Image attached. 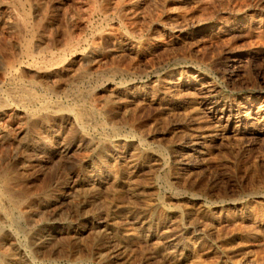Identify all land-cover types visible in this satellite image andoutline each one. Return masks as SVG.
<instances>
[{
  "label": "rangeland",
  "instance_id": "1",
  "mask_svg": "<svg viewBox=\"0 0 264 264\" xmlns=\"http://www.w3.org/2000/svg\"><path fill=\"white\" fill-rule=\"evenodd\" d=\"M25 10L30 55L20 7L0 0V178L27 200L19 213L0 199L15 215L0 218L12 237L0 264H264V117L200 105L264 107V0H26ZM61 65L45 84L34 72Z\"/></svg>",
  "mask_w": 264,
  "mask_h": 264
},
{
  "label": "bare ground",
  "instance_id": "2",
  "mask_svg": "<svg viewBox=\"0 0 264 264\" xmlns=\"http://www.w3.org/2000/svg\"><path fill=\"white\" fill-rule=\"evenodd\" d=\"M98 1V0H97ZM100 1V0H99ZM117 1V0H116ZM138 1V0H137ZM13 2L15 3V4H17L18 5V7H20V9H21V12H22V14H21V18H20V20H17L18 21V24L21 26V28H22V31L24 32V35H23V50H24V52L23 53H25L26 55H30L31 53L29 52V50H30V48H31V45H32V43H33V37H34V35H33V32H32V30L29 28V14L26 12V10H25V3H26V0H13ZM109 2V1H108ZM132 2V1H131ZM127 3V2H126ZM40 5V4H39ZM102 6V5H101ZM117 6V5H116ZM131 6V5H130ZM134 6V5H133ZM16 7V6H15ZM128 7H129V5H128ZM27 8V7H26ZM92 8V7H91ZM139 8V7H138ZM18 9V8H17ZM43 9V8H42ZM131 9V8H130ZM135 9V8H134ZM133 9V10H134ZM46 10V9H45ZM12 11V10H11ZM136 11V10H135ZM139 11V10H138ZM6 12V11H5ZM44 12V11H43ZM88 12V11H87ZM107 12H109V11H107ZM111 12V11H110ZM125 12V11H124ZM104 13V12H103ZM113 13V12H112ZM126 13V12H125ZM139 13V12H138ZM127 14V13H126ZM131 14V13H130ZM36 15V14H35ZM250 15V14H249ZM82 16V15H81ZM80 16V17H81ZM78 17V16H77ZM119 17V16H118ZM143 17V16H142ZM180 17V16H179ZM38 18H40V16L38 17ZM37 18V19H38ZM110 18V17H109ZM125 18H126V16H125ZM130 18V17H129ZM137 18V17H136ZM1 19V18H0ZM9 19V18H8ZM13 19V18H12ZM36 19V18H35ZM36 19V20H37ZM106 19V18H105ZM119 19V18H118ZM7 20V19H6ZM35 20V21H36ZM151 20V19H150ZM12 21V20H11ZM14 21H15V19H14ZM34 21V20H33ZM101 21V20H100ZM153 21V20H152ZM170 21V20H169ZM173 21V20H172ZM182 21V20H181ZM199 21V20H198ZM16 22V21H15ZM102 22V21H101ZM123 22V21H122ZM125 22V21H124ZM184 22V21H183ZM118 24H120V23H118ZM130 24V23H129ZM129 24H127V25H129ZM165 24V23H164ZM183 24V23H182ZM134 25V24H133ZM175 25V24H174ZM256 25V24H255ZM132 26V25H131ZM187 26V25H186ZM171 27V26H170ZM17 28V27H16ZM20 28V27H19ZM121 28V27H120ZM48 29V28H47ZM137 29V28H136ZM65 30V29H64ZM68 30H70V29H68ZM67 30V31H68ZM208 29L207 28H201L200 29V31L201 32H206ZM1 31V30H0ZM119 31V30H118ZM133 31V30H132ZM131 31V32H132ZM221 31V30H220ZM64 32V31H63ZM69 32V31H68ZM108 32V31H107ZM65 33V32H64ZM70 33V32H69ZM126 33V32H125ZM41 34V33H40ZM132 34H133V32H132ZM259 34V33H258ZM94 35V34H93ZM19 36V35H18ZM20 37V36H19ZM65 37V36H64ZM221 37V36H220ZM197 39V38H196ZM50 40V39H49ZM67 40V39H66ZM73 40H75V39H73ZM52 41V40H51ZM85 41V40H84ZM83 41V42H84ZM55 42V41H54ZM44 43H46V42H44ZM93 43V42H92ZM16 45V44H15ZM91 45V44H90ZM47 46V45H46ZM45 46V47H46ZM70 46V45H69ZM73 46V45H72ZM96 46V45H95ZM102 46V45H101ZM104 46V45H103ZM48 47V46H47ZM75 47V46H74ZM146 47V46H145ZM166 47V46H165ZM43 48V47H42ZM41 48V49H42ZM51 48V47H50ZM66 48H67V46H66ZM89 48V47H88ZM117 48V47H116ZM46 49V48H45ZM73 49V48H72ZM115 49V48H114ZM10 50V49H9ZM13 50V49H12ZM58 50V49H57ZM69 50H71V49H69ZM117 50V49H116ZM41 51V50H40ZM43 51V50H42ZM66 52V51H65ZM22 53V52H21ZM30 53V54H29ZM33 53V52H32ZM42 53V52H41ZM78 53V52H77ZM119 53V52H118ZM72 54V53H71ZM7 56V55H6ZM120 56V54L118 55V57ZM122 56V55H121ZM120 56V57H121ZM9 57V56H8ZM7 57V58H8ZM52 57V56H51ZM55 57V56H54ZM80 57V56H79ZM24 58V57H23ZM26 58V57H25ZM29 58L31 59L32 57H30L29 56ZM60 58V57H59ZM62 58V57H61ZM93 58V57H92ZM91 58V59H92ZM64 59V58H63ZM67 59V58H66ZM70 59V58H69ZM82 59H84V62L87 64V65H89V57H82ZM32 60V59H31ZM105 60V59H104ZM233 60V59H232ZM30 61V60H29ZM62 61V60H61ZM102 61V60H101ZM36 62V61H35ZM54 62V61H53ZM92 62V61H91ZM55 63V62H54ZM53 63V64H54ZM58 63V62H57ZM38 64V63H37ZM46 64V63H45ZM52 64V63H51ZM60 64V63H59ZM94 64V63H93ZM98 64V63H97ZM104 64V63H103ZM102 64V65H103ZM24 65V64H23ZM25 65H27V64H25ZM47 65V64H46ZM66 65V64H65ZM28 66V65H27ZM100 66V65H99ZM52 67V66H51ZM80 67H82V66H80ZM117 68V67H116ZM75 69V68H74ZM102 69H103V67H102ZM107 69V68H106ZM63 70H64V66L63 65H61V66H56L55 68H41V67H34V72H35V74H36V76L38 75L41 79H39V80H43L44 81V83L43 84H45V83H48V82H52V80L53 79H55L57 76H59V75H61L62 73H63ZM87 70V69H86ZM9 71V70H8ZM69 71V70H68ZM73 71V70H72ZM101 71V70H100ZM115 71V70H114ZM121 71V70H120ZM75 72V71H74ZM105 73V72H104ZM10 74V73H9ZM84 75V74H83ZM30 76V75H29ZM88 76V75H87ZM115 76V75H114ZM82 77V76H81ZM80 77V78H81ZM21 78V77H20ZM77 78H78V76H77ZM86 78V77H85ZM16 80V79H15ZM23 80V79H22ZM26 80V79H25ZM56 80V79H55ZM54 80V81H55ZM61 80V79H60ZM67 80V79H66ZM36 81V80H35ZM59 82V81H58ZM13 83V82H12ZM81 83V82H80ZM168 83V82H167ZM25 84V83H24ZM52 84V83H51ZM67 84V83H66ZM33 85V84H32ZM31 85V86H32ZM47 85V84H46ZM60 85V84H59ZM73 85V84H72ZM21 86V85H20ZM38 86V85H37ZM48 86H49V84H48ZM28 87V86H27ZM30 87V86H29ZM46 87V86H45ZM44 86H42V84L41 85H39V88L41 89V91L43 92V93H46V92H48L47 91V88H45ZM204 87V86H203ZM25 88V87H24ZM33 88V87H32ZM32 88H28V89H22V90H20L18 93H19V96L21 97H23V98H25V99H27V101H31L32 102V100H35V95H34V93H33V91H32ZM202 88V87H201ZM20 89V88H19ZM52 89V88H51ZM58 89V88H57ZM62 89V88H61ZM109 90V89H108ZM132 90V89H131ZM163 90V89H162ZM176 90V89H175ZM55 91V90H54ZM60 91V90H59ZM58 91V92H59ZM180 91V90H179ZM207 91V90H206ZM61 92V91H60ZM151 92V91H150ZM204 92V91H203ZM51 93V92H50ZM66 93V92H65ZM169 93V92H168ZM36 94V93H35ZM58 94V93H57ZM148 94V93H147ZM189 94V93H188ZM37 95H38V93H37ZM45 95V94H44ZM168 95V94H167ZM180 95V94H179ZM190 95V94H189ZM40 96H42V95H40ZM39 96V97H40ZM47 96V95H46ZM63 96V95H62ZM102 96V95H101ZM132 96V95H131ZM175 96H177V95H175ZM191 96H193V94L191 95ZM202 96V95H201ZM205 96V95H204ZM12 97V96H11ZM38 97V98H39ZM43 97V96H42ZM92 97V96H91ZM95 97V96H94ZM110 97V96H109ZM178 97V96H177ZM190 97V96H189ZM37 98V99H38ZM79 98V97H78ZM115 98V97H114ZM150 98V97H149ZM107 99V98H106ZM119 99V98H118ZM177 99H179V98H177ZM40 100H42V98L40 99ZM47 100V99H46ZM91 100V99H90ZM104 100V99H103ZM102 100V101H103ZM197 100V99H196ZM142 101V100H141ZM22 102V101H21ZM31 102H29V103H31ZM42 102V101H41ZM113 102V101H112ZM126 102H127V100H126ZM130 102V101H129ZM140 102V101H139ZM139 102H138V104H139ZM189 102V101H188ZM198 102V101H197ZM89 103H91V102H89ZM28 104V103H27ZM102 104V103H101ZM108 104V103H107ZM115 104V103H114ZM18 105V104H17ZM41 104H39V106H40ZM47 105H48V103H47ZM47 105H42V109H46V106ZM59 105V104H58ZM117 105V104H116ZM123 105V104H122ZM191 105V104H190ZM200 105L202 106V107H204V110L206 111V113L208 114V115H210V116H215V115H217L218 113L219 114H221L220 116H223L225 113L227 114V113H232L233 111L232 110H235L234 112H236V115H237V118L241 115V114H243L244 112H247L248 114H250V115H254V116H259L260 114L264 117V107H262V106H260V105H258V106H255V104L254 103H245L244 105H229V104H227V103H216V102H209V100H207L206 98H203V100H202V102L200 103ZM25 106L27 107L28 105H26L25 104ZM49 106V105H48ZM47 106V107H48ZM93 106V105H92ZM95 106V105H94ZM93 106V107H94ZM109 106V105H108ZM118 106V105H117ZM197 106V105H196ZM25 107V108H26ZM29 107V106H28ZM50 107V106H49ZM52 107V106H51ZM80 107V106H79ZM17 108V107H16ZM40 107H39V109L42 111V109H41ZM58 108H61V107H58ZM57 108V109H58ZM88 108V107H87ZM38 109V107H37V110L36 111H38L39 110ZM104 110H105V108H103ZM193 109H195V108H193ZM27 110V109H26ZM25 110V111H26ZM30 110V109H29ZM39 110V111H40ZM47 110V109H46ZM61 110V109H60ZM63 110V109H62ZM75 110H77V109H75ZM79 110V109H78ZM77 110V111H78ZM87 110V109H86ZM252 110H256L255 112H253ZM65 111H67L66 109H65ZM69 112H71V113H73L74 114V116H76V121L78 122V121H80L81 120V117H82V115H84L85 114V112L84 113H82L83 111H78V112H75L73 109H69L68 110ZM120 111V110H119ZM191 111V110H190ZM197 111V110H196ZM27 112V111H26ZM42 112H44V111H42ZM88 112V111H87ZM7 113V110H2V109H0V115H4L5 116V114ZM29 113V112H28ZM38 113V112H37ZM40 113V112H39ZM45 113V112H44ZM92 113V112H91ZM195 113V112H194ZM197 113V112H196ZM199 113V112H198ZM48 114V113H47ZM233 114V113H232ZM8 115V114H7ZM86 115V114H85ZM104 115V114H103ZM239 115V116H238ZM246 115V114H245ZM20 116V115H19ZM29 116H31V115H29ZM33 116H34V112H33ZM71 116V115H70ZM88 115H86V117H87ZM203 116V115H202ZM116 117V116H115ZM242 117V116H241ZM38 118V117H37ZM73 118V117H72ZM222 117H220V119H221ZM1 119V118H0ZM36 119V118H35ZM39 119H41V118H39ZM84 119V118H83ZM25 120V119H24ZM43 120V119H42ZM29 121V120H28ZM84 121V120H83ZM235 121V120H234ZM17 122V121H16ZM82 122V121H81ZM100 122V121H99ZM115 122V121H114ZM195 122H197V121H195ZM3 123V122H2ZM54 123V122H53ZM69 124V123H68ZM3 125V124H2ZM17 126V125H16ZM69 126V125H68ZM207 126V125H206ZM51 127V126H50ZM214 129V128H213ZM116 130V129H115ZM118 130V129H117ZM134 131V130H133ZM11 132H12V129H11ZM80 132H81V130H80ZM11 134H13V133H11ZM33 134V133H32ZM76 134V133H75ZM83 134V133H82ZM90 134V133H89ZM16 135V134H15ZM103 135V134H102ZM66 136V135H65ZM64 136V137H65ZM197 136V135H196ZM200 136H202V135H200ZM12 137V136H11ZM205 137V136H204ZM203 137V138H204ZM207 138V137H206ZM65 139V138H64ZM72 140V139H71ZM98 142V141H97ZM207 143V142H206ZM3 144V143H2ZM8 144V143H7ZM88 144V140H78V142H77V144L76 145H78V146H81V145H87ZM140 145V144H139ZM200 144L199 143H197V141H195L194 142V146H199ZM203 145V144H202ZM7 147V146H6ZM10 147V146H9ZM86 147V146H85ZM206 148V147H205ZM10 149V148H9ZM132 149V148H131ZM12 151V150H11ZM13 151H14V149H13ZM32 151H34V150H32ZM66 151V150H65ZM64 151V152H65ZM146 151H147V149H146ZM199 151V150H198ZM209 151V150H208ZM17 152V151H16ZM15 153V152H14ZM24 153V152H23ZM130 154V153H129ZM201 154V153H200ZM138 155V154H137ZM142 155V154H141ZM117 156V155H116ZM35 157V156H34ZM59 157V156H58ZM133 157V156H132ZM142 157V156H141ZM126 158H128V157H126ZM136 158V157H135ZM66 159V158H65ZM130 159V158H129ZM128 159V160H129ZM124 160V159H123ZM51 161V160H50ZM126 161V160H125ZM189 162V161H188ZM200 162V161H199ZM53 163V162H52ZM123 163V162H122ZM125 163V162H124ZM127 163V162H126ZM55 164V163H54ZM113 165V164H112ZM24 166V165H23ZM33 166V165H32ZM129 166V165H128ZM27 168V167H26ZM116 168V167H115ZM184 168V167H183ZM187 168V167H186ZM41 169V168H40ZM43 169V168H42ZM51 169V168H50ZM112 169V168H111ZM17 173V172H16ZM51 173V172H50ZM59 173V172H58ZM1 174V173H0ZM52 175V174H51ZM7 178V177H6ZM5 177H2V178H0V199H1V197H3L6 201H7V203L9 204V206H10V208L11 209H15V210H19L18 212L20 213H23V210L21 209V208H23L24 207V205L26 204L25 203V200H23V198H21V197H23V196H21V194H20V196L21 197H19V195H18V193L16 194L14 191H12V189H11V186H10V188H9V183H8V180L6 179ZM18 184V183H17ZM168 184V183H167ZM166 184V185H167ZM111 185V184H110ZM169 185V184H168ZM93 187V186H92ZM97 187V186H96ZM107 187V186H106ZM17 188V187H16ZM104 188V187H103ZM102 188V189H103ZM15 189V188H14ZM13 189V190H14ZM16 191V190H15ZM25 192H27V191H25ZM103 192V191H102ZM123 192V191H122ZM178 192V191H177ZM28 193V192H27ZM62 193V192H61ZM174 193V192H173ZM176 193V192H175ZM25 194V193H24ZM104 194V193H103ZM183 194V193H182ZM25 197V196H24ZM173 197V196H172ZM164 198V197H163ZM114 199H116V198H114ZM2 200V199H1ZM117 200V199H116ZM27 201V200H26ZM164 201V200H163ZM25 203V204H24ZM163 203V202H162ZM122 204V203H121ZM161 204V203H160ZM27 205V204H26ZM25 205V206H26ZM114 206V205H113ZM4 206H2V203H0V218L2 219V220H5V221H12L13 220V218L12 217H14V216H12L11 217V215H10V212L8 213V211H6L4 208H3ZM8 207V206H7ZM115 207H117V206H115ZM162 208V207H161ZM122 209H123V207H122ZM14 210V211H15ZM12 215H13V213H12ZM46 215V214H45ZM180 216V215H179ZM38 218V217H37ZM36 218V219H37ZM45 218V217H44ZM80 218H81V216H80ZM180 218V217H179ZM35 219V220H36ZM48 220V219H47ZM103 220V219H102ZM88 221V220H87ZM117 223H118V225H119V222L118 221H116ZM7 223V222H6ZM116 223V224H117ZM6 225V224H5ZM113 225H115V224H113ZM117 225V226H118ZM17 226V225H16ZM116 226V227H117ZM183 226V225H182ZM114 227V226H113ZM112 227V228H113ZM121 227V226H120ZM111 228V229H112ZM138 228V227H137ZM10 229V228H9ZM102 229V228H101ZM128 229V228H127ZM115 230H116V228H115ZM23 231V230H22ZM74 231V230H73ZM113 231V230H112ZM132 231H134V230H132ZM8 232V231H7ZM10 232V231H9ZM110 232V231H109ZM17 233V232H16ZM24 234V233H23ZM26 234V233H25ZM79 234V233H78ZM123 234V233H122ZM135 235V234H134ZM9 237V238H8ZM11 235H8L7 236V238H5V236H4V233H2L1 231H0V246L1 245H3V244H6L4 241H10L11 240ZM42 240V239H41ZM66 240V239H65ZM114 240V239H113ZM78 242V241H77ZM110 242V241H109ZM112 242V241H111ZM115 242V241H114ZM117 242V241H116ZM12 243V242H11ZM36 243V242H35ZM65 243V242H64ZM67 243V242H66ZM109 244V243H108ZM111 244V243H110ZM9 245H10V243H9ZM26 245V244H25ZM74 245V244H73ZM115 245V244H114ZM19 246V245H18ZM22 246V245H21ZM58 246V245H57ZM56 246V247H57ZM101 246V245H100ZM6 247V246H5ZM40 247V246H39ZM105 247V246H104ZM110 247V246H109ZM108 247V248H109ZM113 247V246H112ZM130 247V246H129ZM60 247H58V249H59ZM84 248V247H83ZM1 249V248H0ZM5 249H7V248H5ZM5 249H1V251L3 252V250H5ZM55 249V248H54ZM57 249V250H58ZM110 249H112V248H110ZM118 249V248H117ZM27 250V249H26ZM42 250V249H41ZM40 251V250H39ZM94 251V250H93ZM109 251V250H108ZM111 251V250H110ZM109 251V252H110ZM130 251V250H129ZM66 252V251H65ZM71 252V251H70ZM73 252H75L74 250H73ZM4 253V252H3ZM10 253V252H9ZM77 253V252H76ZM168 254V253H167ZM179 254V253H178ZM13 255V254H12ZM47 255V254H46ZM66 255V254H65ZM103 255V254H102ZM112 255V254H111ZM114 255V254H113ZM117 255V254H116ZM126 255V254H125ZM61 256V255H60ZM95 256V255H94ZM120 256V255H119ZM63 257V256H62ZM47 258V257H46ZM55 258H56V256H55ZM70 258V257H69ZM54 259V258H53ZM112 259V258H111ZM126 259V258H125ZM124 259V260H125ZM34 260V259H33ZM59 260V259H58ZM67 261H68V259H66ZM76 260V259H75ZM123 260V259H122ZM71 262V261H70ZM91 262V261H90ZM94 262V261H93Z\"/></svg>",
  "mask_w": 264,
  "mask_h": 264
}]
</instances>
